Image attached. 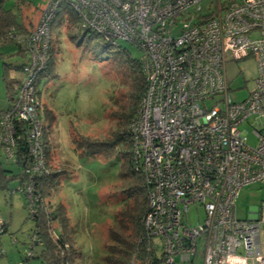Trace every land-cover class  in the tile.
<instances>
[{
    "label": "built area",
    "instance_id": "2783aa9c",
    "mask_svg": "<svg viewBox=\"0 0 264 264\" xmlns=\"http://www.w3.org/2000/svg\"><path fill=\"white\" fill-rule=\"evenodd\" d=\"M62 1L83 27L141 49L146 85L129 137L147 187V254L157 264L192 263L200 249L203 264H264V201L246 219L233 207L241 187L264 182V0H214L207 13L200 12L203 0H48L35 28L19 39L29 62L13 103L0 109L6 160L15 157V122L26 125L23 193L30 211L40 198L36 179L48 173L35 83L48 62ZM248 56L255 62L254 84L236 101L225 63ZM244 124L252 128L254 145ZM189 206L204 212L192 226L183 222Z\"/></svg>",
    "mask_w": 264,
    "mask_h": 264
},
{
    "label": "rangeland",
    "instance_id": "374dc122",
    "mask_svg": "<svg viewBox=\"0 0 264 264\" xmlns=\"http://www.w3.org/2000/svg\"><path fill=\"white\" fill-rule=\"evenodd\" d=\"M28 1L30 5H24L23 12L35 23L48 0ZM211 1L214 0L201 2V13L208 12ZM13 4V0H8L5 6L11 7ZM190 10L193 11V8ZM66 14L71 18L72 12H64L60 8L51 25L55 75L44 87L42 83L39 89L41 100L54 115V120L47 127V135L53 141L55 163L62 168L58 173L59 184L52 201L66 206L70 223L76 231L75 244L81 252V263L89 264L92 260L100 261L104 245L108 242L107 230L127 198L122 180L118 178L119 161L100 153L77 155L72 143V137L76 138L77 135L73 131L90 139L107 138L116 127L115 120L109 114L116 110L115 100L126 91L127 81L122 63L114 54L108 55L100 51L97 37L90 39L87 33L80 44L76 43L75 31L67 25ZM78 33L81 35L82 30ZM255 36L256 33H253L252 37ZM112 40L116 46L127 49L133 58L141 57V49L134 43L117 37ZM17 50L13 43L0 46L5 60L13 63L21 61ZM1 64L0 58V66ZM225 73L232 98L236 101L244 99L252 89L256 76L253 58L248 56L239 60H227ZM10 75L15 78L21 76L14 69ZM46 121L50 122L48 119ZM241 128L247 130V143L254 145L256 139L252 128L246 124ZM0 163L10 170L9 175L19 172V167L10 159L6 162L1 151ZM18 183V179L14 177L5 188L0 189V219L7 229L0 233V264H17L25 257L27 251L24 243L28 241V234L33 227V221L28 217L24 205L25 195L18 189ZM262 201L264 182L244 185L234 199L236 216L246 219L249 209L259 206ZM203 216L202 207L189 206L183 222L192 226L202 221ZM29 264H39V261L31 258ZM174 264H203L200 249L192 263L176 258Z\"/></svg>",
    "mask_w": 264,
    "mask_h": 264
},
{
    "label": "trees",
    "instance_id": "16d2710c",
    "mask_svg": "<svg viewBox=\"0 0 264 264\" xmlns=\"http://www.w3.org/2000/svg\"><path fill=\"white\" fill-rule=\"evenodd\" d=\"M6 1L8 0H0V46L13 43L17 46V54L21 56L19 63H13L6 61L0 52L2 60L1 77L8 102L6 108H9L15 99L24 67L29 62L28 52L24 45L19 42V39L30 34L35 28L37 21L33 23L25 16L26 13L23 12L24 5H30L28 0H13L14 4L11 7L5 6ZM60 8L64 12L68 10L70 13L72 12V15L70 14L71 18L68 14L65 17L67 18L68 26L78 29L75 32L76 43L80 44L87 33H89L88 38L90 39L97 37L100 51L108 55L114 54L115 58L122 63L124 77L127 81L126 91L115 100V104H117L116 110L109 114L115 120L116 127L107 138L90 139L89 137L78 135L74 131L73 133L77 135L76 138L71 136L73 149L78 155L88 156L100 153L114 157V159L119 161L118 178L122 180L123 191L127 198L124 205L115 214L113 224L107 230L108 242L104 245V254L99 258L100 261L92 260L89 264H131L132 262L133 264H157L155 258L153 260L151 255L147 254L145 247V230L142 219L148 208L147 187L136 169V163L131 157L129 137V125L135 118L146 85L139 59L133 58L127 49L112 43V38L107 39L104 35L96 33L88 27H83L80 19L69 6L63 4V1L55 12L53 22ZM79 30H82L81 35L78 33ZM54 50L50 34L48 62L46 67L38 73L35 83L36 96L40 101L38 111L44 122L43 144L48 173L36 179L40 198L34 201L31 208L32 211L29 210V202L25 198L24 205L27 209L28 217L33 221V227L31 233L28 234V241L24 243L27 251L25 257L17 264H29L31 258L37 259L39 264H82L80 249L75 244L76 231L70 223L66 206L52 201L59 184L58 173L62 171V168L55 163L53 141L47 135V127L54 120V115L41 100V89H39V86L40 88L45 86V83L55 75ZM8 55L11 56V53H8ZM13 69L20 72L21 76L19 78L10 75ZM46 119L50 120V122L47 123ZM16 122L14 135L15 157L11 161L19 167V172L16 175H9L10 170L3 167L2 163H0V189L5 188L9 180L16 177L19 182L18 189L24 191L27 178L22 170L24 163L29 160L25 147L26 125L23 121ZM6 162H9V160H6ZM6 230V225L3 221L0 233H4ZM0 254L2 253L0 252ZM149 257L150 259H148ZM146 260L149 262H146Z\"/></svg>",
    "mask_w": 264,
    "mask_h": 264
},
{
    "label": "crops",
    "instance_id": "0c3cea01",
    "mask_svg": "<svg viewBox=\"0 0 264 264\" xmlns=\"http://www.w3.org/2000/svg\"><path fill=\"white\" fill-rule=\"evenodd\" d=\"M1 75H2V65L0 66V109H5L8 106V102H7V99L5 96V87H4V82L2 80ZM54 158H55V153H54ZM59 167H60V165H59Z\"/></svg>",
    "mask_w": 264,
    "mask_h": 264
}]
</instances>
